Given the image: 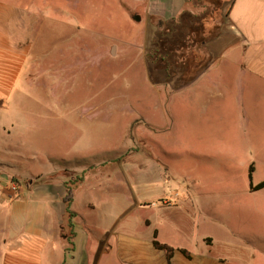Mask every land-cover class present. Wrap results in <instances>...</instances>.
<instances>
[{
  "label": "rangeland",
  "instance_id": "374dc122",
  "mask_svg": "<svg viewBox=\"0 0 264 264\" xmlns=\"http://www.w3.org/2000/svg\"><path fill=\"white\" fill-rule=\"evenodd\" d=\"M8 1L28 10L32 25L21 99L10 105L14 128L0 133V159L13 166L6 171L26 179L66 172L70 188L84 172L74 189L83 212L87 203L105 206L102 183L121 187V198L109 193L121 206L207 207L220 225L247 233L264 264V188L252 191L264 182L262 92L254 87L249 103L232 100L233 108L217 98L237 92L215 83L225 41L207 44L206 76L192 83L202 69L186 78L180 66L172 74L200 41L202 19L218 33L231 0H196L176 23L147 27L145 0Z\"/></svg>",
  "mask_w": 264,
  "mask_h": 264
},
{
  "label": "crops",
  "instance_id": "0c3cea01",
  "mask_svg": "<svg viewBox=\"0 0 264 264\" xmlns=\"http://www.w3.org/2000/svg\"><path fill=\"white\" fill-rule=\"evenodd\" d=\"M191 2L196 0H145V26L148 20L158 25L176 23ZM30 21L28 10L0 0V133L4 138L14 128L10 105L21 99L15 93L17 84L30 66ZM211 41L227 42L215 64V69H222L216 85L226 88L230 83L237 88L217 98L233 108L232 100L244 98L249 103L251 98L246 97L254 87L264 98V0H231L217 37L203 44L207 64L192 83L209 73L212 58L207 44ZM12 168L0 159V264H167L164 252L152 245L154 234L159 244L173 250L168 264H256L261 259L247 233L220 225L207 207L178 201L172 206H121L109 195L121 198V187L102 183L105 206L87 203L83 212L74 202V189L83 181L70 188L69 173H44L40 178L45 180L34 181L37 177L26 179L6 171ZM68 189L72 192L69 207ZM142 212L143 219L136 217ZM205 225L211 234H199Z\"/></svg>",
  "mask_w": 264,
  "mask_h": 264
},
{
  "label": "trees",
  "instance_id": "16d2710c",
  "mask_svg": "<svg viewBox=\"0 0 264 264\" xmlns=\"http://www.w3.org/2000/svg\"><path fill=\"white\" fill-rule=\"evenodd\" d=\"M206 18H210V17H205V18L202 19V21L200 23V30L198 31V33L196 32V34H195V36L198 34L197 38L200 39V41L194 42V43H192L191 46H189V47H191V50L189 51V56L187 58H185L184 60H182V64L181 65L179 64V61H177V60L173 63L172 74L177 75L175 72L178 73V71L174 67L178 68V66H180L182 68V70H183L182 73H181L182 77L191 78V77H194L197 74V72H199L201 69L203 70L204 67L206 66L208 58L204 54L203 44H205V42H207L208 40L216 38L217 35H218V33H216V31H214L215 26L214 27L210 26V24H209L210 22L208 20H206ZM196 50H197V52L199 50H201L199 55H196L194 53ZM203 61H204V63H203ZM83 173L84 172H82L81 174H79L76 177V180L74 182L75 184L81 183L83 181ZM39 180L43 181V180H45V178L41 179L40 177H37V178H35L34 181H39ZM12 182H14V180H12ZM29 182H27V183H29ZM263 188H264V182L260 183L256 187L252 188V191H254V192L255 191H259V190H261ZM71 201H72V192H71L70 189H68L67 195H66V198H65V203H66L67 207L70 206ZM152 245H153V247L155 249L164 252V254L166 256L167 264H168L170 259H171L173 250L171 248L165 246V245L159 244L156 241V235L155 234L153 236ZM180 252L184 256L188 257V255H187V253L185 251H180Z\"/></svg>",
  "mask_w": 264,
  "mask_h": 264
},
{
  "label": "built area",
  "instance_id": "2783aa9c",
  "mask_svg": "<svg viewBox=\"0 0 264 264\" xmlns=\"http://www.w3.org/2000/svg\"><path fill=\"white\" fill-rule=\"evenodd\" d=\"M12 191H14V192H15V188H14V187L12 188Z\"/></svg>",
  "mask_w": 264,
  "mask_h": 264
}]
</instances>
